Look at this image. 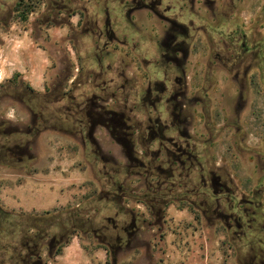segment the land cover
<instances>
[{"label":"rangeland","instance_id":"rangeland-1","mask_svg":"<svg viewBox=\"0 0 264 264\" xmlns=\"http://www.w3.org/2000/svg\"><path fill=\"white\" fill-rule=\"evenodd\" d=\"M19 1L0 0V75L9 69V75L0 78V207L5 211L0 214V264L16 263L20 254L15 249L34 230L46 236L41 242L46 264H252L255 252L264 257V232L241 240L234 227L228 230L209 209L217 205L215 198H205L209 199L205 205L197 196L196 207L189 209L182 200L184 191L175 190L162 213L146 211L144 183L126 174L130 169L124 149L104 129L98 128L96 137L107 161L98 162L90 145L82 149L72 133L59 131L61 124L72 129L78 118L74 105L82 94L108 98L109 94L94 89V84L103 88L114 78L119 85L134 86L141 93L144 29L149 37L153 30L163 37L166 25L144 10L135 11L134 40L126 47L111 43L102 52L100 46L106 40L85 32L83 26L97 20L103 28L108 12L116 34L122 37L117 0H23L31 7L18 13L15 6ZM242 4L247 44L264 49V0H243ZM79 13L81 17H73ZM213 44L212 38L197 34L191 44V59L198 66L193 69L188 64L186 75L194 77L197 72V78L203 79L209 59L206 46ZM12 54L16 59L9 61ZM253 60L255 55L247 61ZM94 72L104 74L100 81H95ZM187 81L190 83V78ZM81 83L84 86L79 87ZM235 88L226 79L212 86L214 113L227 100L226 114L232 126L228 127L227 120L224 124L223 113H216L214 125L219 132L209 138L213 145L206 151L207 166L234 188L252 189L264 169V161L259 160L264 155V85L246 84L243 108L237 112ZM32 112L39 115L43 128L35 138L27 133ZM137 115L141 119V112ZM17 127H24L19 135L15 134ZM16 144L31 146L35 159L24 155L20 162L9 151ZM140 151L136 144V152ZM117 172L120 174L113 182L111 176ZM112 191L120 195L119 203L106 197ZM8 199L20 209L6 205ZM33 202H43V206L33 209L29 205ZM220 204L225 207L222 200Z\"/></svg>","mask_w":264,"mask_h":264},{"label":"flooded vegetation","instance_id":"flooded-vegetation-1","mask_svg":"<svg viewBox=\"0 0 264 264\" xmlns=\"http://www.w3.org/2000/svg\"><path fill=\"white\" fill-rule=\"evenodd\" d=\"M117 2L120 8V14L118 13L121 19L120 27L124 28L122 37L116 34L112 15L110 16L108 12H105L103 28L99 26L97 20L89 21L83 26L85 32L93 34L100 40H106L102 46L99 45L102 52L111 43L126 47L134 40L133 33L136 34L137 31L132 15L135 11L144 10L147 16L151 14L153 19L166 25L163 37H160L159 31L156 30H153V35L149 37L148 31L144 29L141 38L144 41L142 44L144 86L141 93H138L134 86L119 85L114 78L106 81L103 88H100V84H94L93 88L108 93V98L96 93L91 97L82 94L81 101L74 105L78 118L75 119L72 129L61 124L58 126L59 131L68 135L72 133L82 149L90 145L95 161L98 162L99 159L106 160L96 137L97 129H104L124 149L128 160L127 166L130 169L126 174L144 183L146 211L157 210L162 213L169 205L174 191L181 190L184 191L182 200L189 204V209L196 207L197 196L205 200V205L209 204L207 201L209 199L205 198H215L217 205L209 209L226 224L228 230L234 227L235 234L241 240L244 238L249 240L257 232H264V226H261L264 225V169L263 175L259 177V183L252 189L248 186L234 188L227 178L207 166L206 156V151L211 150L213 145L209 138L212 133L219 132L214 125L216 113L219 115L223 113V122L227 120L228 127L232 126L229 125L230 115L226 114L229 104L227 100L221 103L222 107L214 113L212 86L218 85L224 79L235 85L237 112L243 108L245 85L251 87L264 85V75L260 72L264 71V49L258 47V50L257 47L247 44L248 36L244 32L241 7L243 0L131 2L117 0ZM78 16L81 17V13ZM200 32L208 40L212 38L215 43L206 46L209 59L206 62L203 79L197 78L195 70L194 77L186 75L188 64L194 67L193 69L198 66V62L191 59L193 53L191 44H194ZM128 33L131 34L130 37ZM136 48L137 45H134V49ZM253 55L255 62L247 61ZM103 75L101 72L93 73L95 81H100ZM121 75V78L125 77V74ZM188 78L191 80L190 83L187 81ZM80 86L84 85L81 83ZM133 98L138 101H134ZM137 112H141V119L137 117ZM32 115L33 120L28 126L27 133L35 138L43 131L40 123L42 120L38 114L32 112ZM198 118L203 130H200ZM66 121L68 122V118ZM23 129L24 127H17L15 134H21ZM239 131L240 129L236 132ZM136 144L139 145L140 152H136ZM22 146L16 144L15 149L9 151L15 153L20 162L24 160L22 157L24 155L34 160L32 147ZM259 160L264 161V155H260ZM114 164L119 165L118 162ZM119 174L117 172L111 176L113 182L117 181ZM118 190L121 192L122 187ZM106 197H113L118 203L120 201V195L114 191L107 192ZM220 200L225 203V207H221ZM209 209H204V212H208ZM33 212L34 210L30 213ZM4 213V209L0 207V214ZM33 233L27 239H19L21 243L15 250L20 255L14 264H46L41 256V242L46 236L42 233L39 235L35 230ZM55 242L54 239L52 243ZM262 254L255 252L252 264H264ZM9 264H13L12 260Z\"/></svg>","mask_w":264,"mask_h":264},{"label":"crops","instance_id":"crops-1","mask_svg":"<svg viewBox=\"0 0 264 264\" xmlns=\"http://www.w3.org/2000/svg\"><path fill=\"white\" fill-rule=\"evenodd\" d=\"M78 16V14H76V15H74L73 17H77ZM16 58L14 57V55L12 54V55H10V58H8V60L9 61H14ZM32 66H33V68H36V66H35V64H32ZM9 75V69H5V71H3V72H1V75H0V78L2 79V77L1 76H8ZM0 79V80H1ZM14 194H19V193H17V191H15V192H13ZM9 201H7L6 203V205H9V206H12L13 208H15V209H20L19 207H17V205H15L13 202H12V200H10V199H8ZM42 203L43 202H40V203H35V202H33V203H30L29 205L30 206H33L32 208L34 209V208H36L37 206H39V205H41V206H43L42 205ZM7 208V207H6ZM32 209V210H33Z\"/></svg>","mask_w":264,"mask_h":264},{"label":"trees","instance_id":"trees-1","mask_svg":"<svg viewBox=\"0 0 264 264\" xmlns=\"http://www.w3.org/2000/svg\"><path fill=\"white\" fill-rule=\"evenodd\" d=\"M24 7H26V8H30L31 6L30 5H28V3L26 2H24L23 0H21V1H19L17 4H16V6H15V12H20L21 10H22V8H24ZM25 12H26V14L28 15V13H30L29 11H27L26 9H25ZM22 13H23V11H22ZM74 15V14H73ZM76 15V14H75Z\"/></svg>","mask_w":264,"mask_h":264}]
</instances>
